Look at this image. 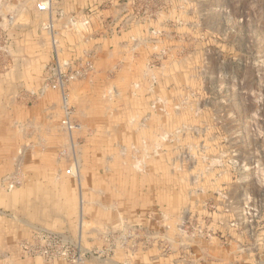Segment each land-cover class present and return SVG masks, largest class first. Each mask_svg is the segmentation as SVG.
Listing matches in <instances>:
<instances>
[{"label": "rangeland", "instance_id": "obj_1", "mask_svg": "<svg viewBox=\"0 0 264 264\" xmlns=\"http://www.w3.org/2000/svg\"><path fill=\"white\" fill-rule=\"evenodd\" d=\"M29 1L50 12L29 104L56 92L66 141L0 139V264H264V0H83L61 34L65 7ZM21 2L0 0L1 77ZM118 43L133 51L95 86ZM43 156L72 206L12 176Z\"/></svg>", "mask_w": 264, "mask_h": 264}, {"label": "crops", "instance_id": "obj_2", "mask_svg": "<svg viewBox=\"0 0 264 264\" xmlns=\"http://www.w3.org/2000/svg\"><path fill=\"white\" fill-rule=\"evenodd\" d=\"M82 2L83 0H53L52 2H49L50 8L52 6L57 8L56 5H58V7L63 6L65 7V10H67V13H64L60 18H54V20L56 19L55 21L57 23L56 26L59 34L63 31V25L68 22L71 17V8L74 7L75 10L77 5ZM16 12L17 20H15L14 24V36L17 38L14 40L11 49L14 53L19 55L9 66V70L3 74V77L0 76V139L5 140V137L8 135V138L6 139L11 140L10 143L13 147L14 137L21 134V137L25 136L31 140V142L27 141L20 145L25 151L33 149L36 152V150H45L47 147L56 149L58 145H62V143L66 141V137L63 132H61L60 128L53 124L57 122V119L61 114L58 103L59 95L52 90L45 89L43 93L44 95L41 98H35L32 103L29 104L33 98L30 92H35L42 85L41 75L44 67V62H42V54H44V52L42 49L46 47L47 44V35L41 28L42 24L39 23V21L42 20L43 16H46L47 14L50 15V12H46V14L45 12H42V14H40L39 11L36 10L34 3H31L29 0H23V2L19 4ZM48 17H50L49 20L52 21V16ZM133 27L135 28V26ZM68 33H70V31ZM133 33L134 29L132 30L131 35H133ZM73 35L76 36V33ZM73 41H75V39ZM126 47L127 49H125ZM128 50L129 52L133 51L132 44L130 47L126 45L124 47V44L118 43L115 49L113 48L105 51V56L111 57V59L109 58V62H106L103 55L100 53L97 54L95 65L98 70L94 82L95 86H101V75L104 74L101 70L106 71L109 67L111 70L115 68L114 64L116 63L114 62L120 61L122 57L123 59L125 56L127 57L129 53L127 54L125 51ZM44 56L46 55L44 54ZM124 68V65L116 67L117 71H120L119 73L123 75L126 73ZM98 78L100 79L99 83L97 80ZM71 87L72 85L70 88ZM73 87L71 88V96L73 100H75L74 98L77 95V89H73ZM85 90H88V86H85ZM78 95L80 99H82L81 96H87L85 92H81ZM45 103L50 104L49 106L54 110L49 113V115L45 114V110L48 108L44 106ZM84 109L85 107L83 108V104L79 103L78 113L83 114ZM50 122L51 124L49 125ZM27 138H25V140H27ZM51 142H53L56 147L55 145L52 146L50 144ZM29 143L33 144L30 145ZM12 147L6 146L4 149H12ZM38 156L40 157V152H38ZM24 157L25 156L22 155V161ZM44 158L45 156L35 161L32 157V162L29 161L31 162L30 171L27 174L18 171L12 174V176H15V179H17V177L21 178L19 179L24 183L25 190H39L41 196L45 198L49 196L48 194L50 192L46 191L48 189H53L52 186L47 185V183L51 182V184H53L52 182L55 183L59 181V183H63L62 186H67L63 191V195L69 198H66L64 201L65 206L66 204L68 205V203H71L72 206V203H74V195L73 190H71V184L69 185V181L65 178L62 179L60 177L62 180H57L58 178L56 179L54 175L49 172L51 171L50 166L52 163H49L51 165L48 166L47 161ZM67 189L69 190V193ZM54 192L56 191L52 190V195ZM21 193L25 194L24 192ZM21 193L20 190L14 191V193H12L13 201H17ZM56 196V198L59 197L58 195ZM31 263L43 264V262L37 260L30 262V264Z\"/></svg>", "mask_w": 264, "mask_h": 264}, {"label": "built area", "instance_id": "obj_3", "mask_svg": "<svg viewBox=\"0 0 264 264\" xmlns=\"http://www.w3.org/2000/svg\"><path fill=\"white\" fill-rule=\"evenodd\" d=\"M43 3H44V2L42 1V2H40V3L37 4V9H38V10H40V11H44V10H46V9H45V5H46V4H43ZM46 6H47V5H46Z\"/></svg>", "mask_w": 264, "mask_h": 264}]
</instances>
